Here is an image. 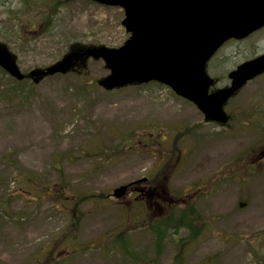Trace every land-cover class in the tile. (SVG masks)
Returning a JSON list of instances; mask_svg holds the SVG:
<instances>
[{"label":"rangeland","instance_id":"374dc122","mask_svg":"<svg viewBox=\"0 0 264 264\" xmlns=\"http://www.w3.org/2000/svg\"><path fill=\"white\" fill-rule=\"evenodd\" d=\"M18 9V0H0V47L22 74L49 67L75 48H118L129 37L120 8L67 1L41 35L30 12L23 23ZM262 54L264 29L227 42L208 63V74L221 87L231 69ZM83 68L86 74L45 78L29 94V80L16 85L0 73V264H40L46 256L47 264H148L106 251L104 243L106 233L124 225L133 251L152 258L153 238L142 227L147 200L135 190L124 199L107 196L163 170L162 186L185 194L178 206L193 207L206 224L190 244L189 229L169 231L157 264H174L181 240L188 246L184 264H264V75L227 103L223 125L207 122L192 103L155 82L103 90L97 80L109 71L101 59H88ZM148 129L167 138L144 141ZM130 133L131 140L120 142ZM91 144L101 145L106 157ZM57 169L71 194L104 196L82 204L72 243L61 241L72 204L28 192L54 190Z\"/></svg>","mask_w":264,"mask_h":264},{"label":"water","instance_id":"95a60500","mask_svg":"<svg viewBox=\"0 0 264 264\" xmlns=\"http://www.w3.org/2000/svg\"><path fill=\"white\" fill-rule=\"evenodd\" d=\"M123 10L121 25L129 38L119 48L72 50L59 62L19 72L12 56L0 47V68L10 77L39 83L67 73L80 60L104 61L109 74L97 81L111 91L127 85L155 82L192 103L208 122L225 124L227 101L247 82L264 73V54L241 63L226 87L210 92L214 80L206 64L228 40H242L264 27V0H86ZM130 185L119 186L112 197L125 196Z\"/></svg>","mask_w":264,"mask_h":264},{"label":"trees","instance_id":"16d2710c","mask_svg":"<svg viewBox=\"0 0 264 264\" xmlns=\"http://www.w3.org/2000/svg\"><path fill=\"white\" fill-rule=\"evenodd\" d=\"M18 1H19V9L16 12L21 15L22 22L24 23V17L26 15V12L29 11L30 12L29 22L31 25H33V28L35 27L36 29H38L36 33L41 35V34H46L50 31V29L54 24V19L56 17L57 11L67 1L70 0H18ZM31 32L32 29L29 30V33ZM0 73L5 75V73L1 69H0ZM69 73L72 72H68L67 74ZM75 73L86 74V70L83 67H80L75 69ZM11 80L13 81L12 83L16 85H21L27 81V80L16 81L14 79ZM32 86L33 83H30V87L26 90L28 94L29 91L32 90ZM142 133H144L145 136H147V138L144 141H153L158 139L162 141L165 138H167V136H163V133L161 131L155 129L153 130L148 129ZM131 136H132L131 133L126 134L125 136L122 135L121 137H119V140L120 142H123L124 139L128 141L131 140ZM174 136L173 137L175 138V140L181 139V137L183 136V132L176 134ZM90 146L93 147V144H91ZM101 147H102L101 145L97 144L93 148L94 150H96L98 154H101L102 157L105 158L106 151L104 149L100 150ZM127 148H130V146H127ZM172 154H174L173 148H172ZM57 170L59 171V181L55 182L52 185L54 190L48 191L46 186L45 189L42 190L41 195H38L35 190H32L35 187H31V190H28V192L29 193L33 192L35 196H40L42 198L49 197L53 200L60 199V201L62 202L64 200H68L69 203L72 204L70 208L71 223L69 224V227L67 229L68 231H66L61 238V241H63L64 243L65 241H69V243H72L73 240L75 239L74 230L78 228L77 226L78 222L79 223L81 222L82 204L88 203V201H91L95 198L102 201L101 199H104V196L103 194H78V195L71 194V192H69L67 188L68 182L64 180L62 171L59 169ZM162 172L158 173L152 181L148 180L146 182V188L141 189L137 192L138 196L141 199L142 197H144L147 200L146 206L148 212L144 209V206L141 205L145 212V218L143 220L142 227L144 231L151 234L153 238L152 246L154 250V255L152 256V258H146L144 255L138 254L133 251V249L131 248V242L129 236L130 231L124 225L117 226L113 230L105 234L104 243L106 245V251L115 250L118 252H122L124 256L129 259L130 262L132 260L133 262L143 261V262H147L148 264H157L158 258L162 253L164 247V241L169 231L171 230L175 231L181 227H185L189 229L190 234L187 237L189 244L191 242H194L197 239L198 235H201L202 230H204L205 228L206 222H202L201 216L198 217L196 215V212L193 207H189L187 210H183L178 206V202L176 201V199H178L182 195L185 196V194H175V195L169 194L167 192V188L162 186V181L160 177ZM24 185L28 187L27 184L24 183ZM54 185H56L57 188H55ZM31 199L34 198L31 197ZM162 204H164L166 208ZM159 207H163L162 210L164 209V211L157 214L156 211H162L159 210ZM186 241L187 240H181L179 245L177 246V250H176L177 256L175 257L174 264H184V256L187 252V247H188V246L186 247L185 244ZM72 249L75 248L73 247ZM47 258L48 256H46L45 261H39V263L47 264L46 262Z\"/></svg>","mask_w":264,"mask_h":264},{"label":"flooded vegetation","instance_id":"af4514ba","mask_svg":"<svg viewBox=\"0 0 264 264\" xmlns=\"http://www.w3.org/2000/svg\"><path fill=\"white\" fill-rule=\"evenodd\" d=\"M263 29H264V27H263L261 30H259V31H262ZM259 31H257V32H259ZM257 32H256V33H257ZM251 36H252V35H251ZM248 38H249V37H248ZM224 46H225V44L221 47V49H222ZM221 49H220V50H221ZM220 50H219V51H220ZM219 51H218V52H219ZM218 52H217V53H218ZM217 53H216V54H217ZM226 77H227V75H226Z\"/></svg>","mask_w":264,"mask_h":264}]
</instances>
